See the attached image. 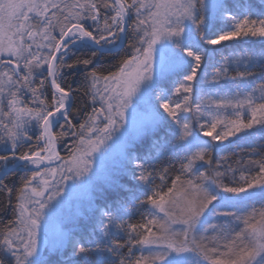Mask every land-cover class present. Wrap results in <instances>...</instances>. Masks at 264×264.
Masks as SVG:
<instances>
[{
    "label": "snow or ice",
    "instance_id": "snow-or-ice-1",
    "mask_svg": "<svg viewBox=\"0 0 264 264\" xmlns=\"http://www.w3.org/2000/svg\"><path fill=\"white\" fill-rule=\"evenodd\" d=\"M0 264H264V0H0Z\"/></svg>",
    "mask_w": 264,
    "mask_h": 264
},
{
    "label": "trees",
    "instance_id": "trees-1",
    "mask_svg": "<svg viewBox=\"0 0 264 264\" xmlns=\"http://www.w3.org/2000/svg\"><path fill=\"white\" fill-rule=\"evenodd\" d=\"M242 2H249V3H252L253 5H259V0H242ZM76 54H77V55H84L85 53L77 52ZM74 80H76V78L72 77L71 75H68V76H67V83H68V84H71V86H72L73 88H75V87L77 86L78 82H79V81L77 80V81L74 83V82H73ZM83 102H84V98H83L82 96H81V97H78V98H77V105H76V106H79V105L82 104ZM61 154L63 155L64 152L62 151ZM128 180H129L128 177H124L123 180H122V182L127 183ZM135 218L138 219V216L135 217Z\"/></svg>",
    "mask_w": 264,
    "mask_h": 264
}]
</instances>
